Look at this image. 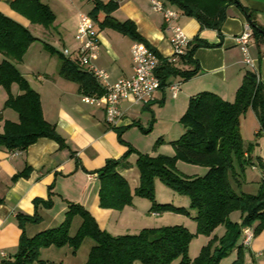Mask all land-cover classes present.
Instances as JSON below:
<instances>
[{
    "label": "trees",
    "instance_id": "trees-1",
    "mask_svg": "<svg viewBox=\"0 0 264 264\" xmlns=\"http://www.w3.org/2000/svg\"><path fill=\"white\" fill-rule=\"evenodd\" d=\"M161 1L179 15L196 20L201 30H213L219 36L227 19V10L231 6H239L237 0ZM9 6L32 25L49 28L55 22L54 14L41 0H15ZM116 8L114 3L96 2L89 16L100 28L113 29L130 38L133 43L152 49L138 36L131 23L120 24L111 18V13ZM246 13L252 37L264 40V28L256 24L250 12ZM100 14L103 15L101 20ZM36 41L38 40L28 30L0 14V55L3 57L0 64V88L8 94L4 109L11 110L18 116L17 123L4 122L3 132L0 134V148L7 151H25L42 138L60 142L55 127L43 118L39 94L16 68ZM201 47L209 46L200 40H196V44L190 42L186 54L180 58L184 63L193 65L191 71H177L173 65L162 61L156 71L160 87L165 83V75L164 78L160 75L162 71L167 75H178L183 81L195 77L199 68L193 55ZM44 50L50 56L58 57V75L61 78L77 84L85 95L103 94L95 80L80 70L76 60L65 59L48 45H44ZM13 85L20 91L17 97L10 93ZM250 110L256 114L261 131L264 132V85L257 83L255 74L248 72L232 103L211 93H201L190 98L187 110L180 119L184 133L171 143L173 157L136 153L122 140V131H118V140L127 148L126 153L118 161H108L96 173L100 183L99 207L104 210L122 211L131 204L128 183L118 174V170L130 166L128 159L133 154L137 155L135 168L139 174L135 195L151 202V212L158 215L171 213L189 216V212L183 208L156 203L155 180H159L174 193L187 197L190 210L196 214L193 218L197 224L195 235L210 239L196 259L188 257L189 245L194 235L184 227L143 229L135 235L112 236L100 230L95 219L86 210L78 205L68 204V212L62 224L33 237L26 235L24 227L26 224H39L37 212L33 217H17L22 235L18 252L11 264L39 262L40 251L50 247H68L75 254L86 239L92 240L94 246L85 264H221L236 249L242 228L253 227L254 235L264 230V181L260 183L256 195H237L232 189L233 181L239 185L240 175L237 169L244 171L245 166L255 164V160L245 156L250 150H244L240 131L241 121ZM159 144L160 142L157 143ZM178 162L205 168L206 173L201 177L179 175L176 169ZM259 167L264 172V164L259 162ZM51 205L50 199L47 202L34 201L35 210L39 206L50 209ZM236 212L240 214L239 224L229 221L230 215ZM76 219L80 220V225L71 237L70 229ZM221 226L225 228L224 234L220 238L212 236ZM242 263L241 251H238L236 260L231 264Z\"/></svg>",
    "mask_w": 264,
    "mask_h": 264
},
{
    "label": "crops",
    "instance_id": "crops-1",
    "mask_svg": "<svg viewBox=\"0 0 264 264\" xmlns=\"http://www.w3.org/2000/svg\"><path fill=\"white\" fill-rule=\"evenodd\" d=\"M13 1L15 0H0V14L28 30L38 40L34 43L40 45L44 51V55L38 59L41 66L37 67L36 73H31L33 79L18 71L39 94L43 118L55 127L60 142L42 138L25 151H7L0 148V264H11L18 252L22 235L17 219L19 215L33 217L37 212L40 217L39 224H26L24 227L26 235L30 232V237H33L45 231H36L35 227L39 225L62 224L68 212V204H74L90 213L100 230L112 236L127 235L117 233L121 227L112 222L117 212L99 207L100 183L94 177L108 161H118L126 153L127 148L118 140V131H122L121 138L126 144H132L130 133L137 131V128L143 132V121L140 118L143 119L149 111L158 113L160 121H165L173 129L186 112L190 98L201 93H211L232 103L248 72L255 74L257 83L264 85V40L252 37L248 46L252 62L250 66L245 64L236 43L245 25L251 26L246 11L252 14L258 26L264 28V0H237L239 6H231L227 10L221 36L213 30H201L196 20L179 15L172 23L182 28L189 41L196 44V40H200L209 46L198 48L194 52L193 60L198 65V74L183 81L178 75H167L162 71L160 75L163 78L165 75V83L154 93V102L142 105L131 97L124 99L120 104L122 119L117 125L110 126L102 109L82 103V97L89 95L83 94L77 84L58 75L60 61L58 57L50 56L44 50V45L55 49L62 56L63 51L68 50L69 56L63 57L75 60L79 48L75 35L80 15H89L96 2L114 3L117 8L111 13V18L120 24L131 23L138 36L166 61L173 54L170 23L152 10L151 0H41L55 16V22L51 26L56 28L57 35H54L49 32L51 27L32 25L14 12L9 6ZM102 18L103 15L100 14L99 20ZM94 23L99 34V51L93 56L92 64L107 72L110 82L131 78L133 67L130 50L133 41L113 29H102L97 22ZM59 31L64 36L58 35ZM61 41L64 43L63 48H58ZM23 60L16 65L17 69L19 65H23ZM2 61L3 57L0 55V64ZM173 67L177 71L193 69V65L186 64L181 59ZM80 70L90 76L86 68L80 67ZM172 85H179L176 98H173L170 91ZM10 93L13 97L20 95L16 85L11 87ZM7 100L8 94L0 88V102L3 106ZM8 111L11 114L6 119L3 118L5 113L0 111V134L3 132L4 122H18L17 114ZM251 113L259 122L256 114L253 111ZM183 133L184 130L176 133L171 131L162 138L169 145ZM166 147L159 149L160 155H172V152L167 153L170 149ZM245 156L257 160L254 167L259 172L260 182L264 181V172L259 167V162L264 164V157L254 158L252 153ZM136 160V157L130 156V166L119 169L118 174L127 183L132 178L138 185ZM205 173L206 171L203 175ZM49 199L52 204L50 209L39 206L35 210L34 201L47 202ZM154 216L159 215L154 213ZM233 223H240V215ZM245 228L253 231V227L241 229L240 241L229 257L233 262L238 251H241L242 264H264V230L255 235L253 231V238L246 246L243 244L242 235Z\"/></svg>",
    "mask_w": 264,
    "mask_h": 264
},
{
    "label": "rangeland",
    "instance_id": "rangeland-1",
    "mask_svg": "<svg viewBox=\"0 0 264 264\" xmlns=\"http://www.w3.org/2000/svg\"><path fill=\"white\" fill-rule=\"evenodd\" d=\"M49 32L57 35L56 28L51 27ZM58 35L64 36L61 31H59ZM63 44V41L59 42L58 48H63ZM43 52L44 51L41 49L40 45H32V47H30L25 54L26 56L23 60V65L18 66V70L21 73L28 75L30 79H33L31 73H36L35 71L37 70V67L41 66L38 62V59L44 55ZM55 60L56 59H54V62H56ZM1 110L3 113H5L3 116L4 119H6L11 114L8 109H4L2 102H0V111ZM140 120L143 121V132L137 128V131L133 130L129 135L130 142L132 143L130 146L136 151V153L156 157L160 155L159 149L162 146H167L166 148L170 149V151L167 153L172 152V155L169 156L164 153V156L173 157L174 151L171 144L167 145V141L164 142V138H162V136L165 133L171 131L174 133L180 130L183 131L180 121L177 126L171 129L169 124H165V121H160L159 115L155 111H149V113H147L143 119L140 118ZM240 129L244 150L249 149L254 158H257L258 156L264 157V132L261 131V124L257 122L251 111L246 113L245 117L242 119ZM158 142H160L159 145H157ZM131 156L137 158L136 154ZM255 162H257V160ZM178 165L179 167H177ZM176 169L179 172V175H190L193 177L201 176L206 171L205 168L187 165L180 162L176 164ZM237 172L240 175L238 178L239 185L234 181L232 182V189L235 191V193L237 195H256L261 183L258 170L255 169L254 166H245L244 171L237 169ZM136 184L137 183L133 182L132 178H130L128 181V186L132 196L131 204L122 211H115L117 213L113 216L112 222L118 223L121 227L117 233L135 235L143 229L181 226L186 228L190 234L194 235L189 245L188 257L191 260L196 259L200 255L202 249L208 245L210 239L204 236L195 235L197 224L193 218L196 214L189 208V199L174 193L172 190L165 187L159 180H155L154 198L156 203L160 205H172L174 207L183 208L189 212V216L171 213L154 216V212H151V202L135 195V190L139 185ZM239 215L240 214L238 212L230 215L229 221H237ZM49 225L50 224L46 223L45 225H39L38 227H35V229L38 231V229L49 230L58 227L57 225ZM79 225L80 220L76 219L70 229L71 237L75 235ZM224 232L225 228L221 226L214 232L213 236L220 237ZM30 236L32 235L29 232L28 237ZM93 246V241L86 239L83 241L75 254H73L68 247L61 249H57L55 247L43 249L40 251L39 262H35L34 264H85L87 262L89 252ZM231 259L232 258L228 257L227 259L223 260L221 264H231ZM173 264L177 263L175 262Z\"/></svg>",
    "mask_w": 264,
    "mask_h": 264
},
{
    "label": "built area",
    "instance_id": "built-area-1",
    "mask_svg": "<svg viewBox=\"0 0 264 264\" xmlns=\"http://www.w3.org/2000/svg\"><path fill=\"white\" fill-rule=\"evenodd\" d=\"M152 10L163 16L169 25L171 33L170 44L173 54L166 62L174 65L181 57L186 54L190 44L182 28L174 23L179 14L166 7L161 0H151ZM252 39V29L246 24L236 43L239 46L246 65H252L249 58L248 46ZM75 41L79 44L76 61L80 67L86 68L90 76L95 80L103 91L101 96H84L82 103L105 112L106 122L110 126L117 125L123 117L120 104L124 99L131 97L136 103L149 105L154 102V93L160 89V81L156 76L157 69L161 66V57L152 49L140 43H133L131 46V60L133 75L128 79H119L110 82L107 72L96 68L91 60L99 51V34L94 20L87 14L80 15L79 25L75 35ZM69 51L64 50L63 56L68 57ZM258 81V80H257ZM173 98H176L179 85L170 86ZM97 178V175L94 176ZM243 244L249 245L253 238V231L250 228L242 230Z\"/></svg>",
    "mask_w": 264,
    "mask_h": 264
}]
</instances>
